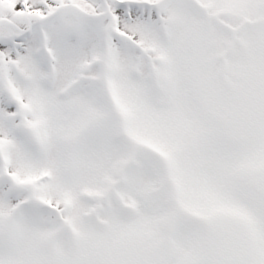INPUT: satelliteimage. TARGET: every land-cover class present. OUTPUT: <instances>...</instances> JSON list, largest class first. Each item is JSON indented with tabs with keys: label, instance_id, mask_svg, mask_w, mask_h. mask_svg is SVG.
Wrapping results in <instances>:
<instances>
[{
	"label": "snow or ice",
	"instance_id": "obj_1",
	"mask_svg": "<svg viewBox=\"0 0 264 264\" xmlns=\"http://www.w3.org/2000/svg\"><path fill=\"white\" fill-rule=\"evenodd\" d=\"M0 264H264V0H0Z\"/></svg>",
	"mask_w": 264,
	"mask_h": 264
}]
</instances>
